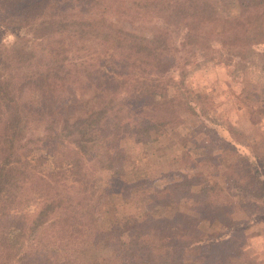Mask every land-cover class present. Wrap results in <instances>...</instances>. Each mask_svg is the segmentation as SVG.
Returning <instances> with one entry per match:
<instances>
[{
    "label": "rangeland",
    "instance_id": "374dc122",
    "mask_svg": "<svg viewBox=\"0 0 264 264\" xmlns=\"http://www.w3.org/2000/svg\"><path fill=\"white\" fill-rule=\"evenodd\" d=\"M127 1L118 0L123 9L116 3L96 9L98 19L126 28L143 49L128 54L129 61L139 59L128 68L129 81L96 106L108 119L94 132L95 151H108L103 161L114 168L94 169L69 137L59 141L66 147L58 143L53 153L69 154L73 165L63 172L47 162L49 176L21 184L16 212L0 225V264L31 245L39 253L48 242L55 247L62 231L67 251L44 264H120L135 245L142 264H264V208L235 189L236 181L264 186V164L253 156L264 155V0H213L220 5L216 27L195 43L183 42L182 25L168 24L145 7L129 16ZM13 44L34 51L30 74L62 62L32 35L1 24L0 46ZM92 44L94 56L69 52L64 61L70 74L86 80L81 71L97 52L110 51L98 39ZM150 47H160L162 66L145 65ZM45 127V119H22L23 133L33 140L45 136ZM43 153L39 159H46ZM246 163L259 167L248 180ZM83 168L90 170L88 180L75 186L62 181L83 175ZM69 220L78 227L73 234Z\"/></svg>",
    "mask_w": 264,
    "mask_h": 264
},
{
    "label": "trees",
    "instance_id": "16d2710c",
    "mask_svg": "<svg viewBox=\"0 0 264 264\" xmlns=\"http://www.w3.org/2000/svg\"><path fill=\"white\" fill-rule=\"evenodd\" d=\"M114 3L116 8L123 9V2L118 4V0H0V25L15 27L32 35L48 48L50 55L59 56L62 61H56L54 65L49 66L46 64L30 74L27 65L32 64L34 51L28 52L27 48L18 47L16 44L9 45L5 49L0 46V225L5 224L12 211L16 212L15 198L21 184L33 177L43 180L44 175L49 176L50 171L46 169L47 162L49 169L54 168L63 172L72 167L73 161L69 159L71 158L69 154L53 153L54 149L66 147L59 142H64L66 137L70 138L68 140L73 144L77 154L92 161V168L102 170L114 168L113 164L103 161V158L109 154L108 151H95L97 137L94 132L101 131L108 119L105 111L102 108L96 109V106L129 81L128 68L138 58L129 61L128 54L141 53L143 50L136 40L129 38L127 33L129 31L126 28L113 29L112 23L108 24L104 19H98L96 16L98 6H101L103 11ZM127 4L129 16L145 7L146 12L156 14L157 18L163 19L168 24L182 25L185 28L184 43H195V40L198 42L200 36L207 34V28L216 27L214 19L219 17L216 14L220 10L218 2L213 0L180 3H171L168 0H128ZM86 13L92 15L83 16ZM241 20L242 24H246L244 18ZM231 21L232 27L236 29L240 19L235 18ZM237 35L235 31L233 36ZM97 39L104 45V49L108 48L110 51L105 53L102 51L101 54H99L101 51L97 52V57H94L95 62L90 63V67H85V71H81L86 75V80L83 76L75 75L74 72L70 74V71L65 69L66 61H64L69 52L76 50L94 56L96 49L92 43ZM159 41L163 43L162 40ZM159 49L160 47L148 49L151 53L146 55V66L161 65V51H156ZM169 62L170 60L168 64ZM74 64L77 65L78 62ZM91 69H95V72H91ZM28 114L45 119L44 137L33 140L23 133L22 119ZM47 142L48 145H45ZM58 143L61 146L56 145ZM42 153L46 155V159L38 158ZM253 156L261 165L264 164L263 154L255 152ZM97 161L104 164H99ZM83 170V175L79 173L78 177L74 175L66 180L61 179L75 186L78 181L88 180L91 175L89 169L83 168ZM258 172L259 167L255 163H246L243 177L248 180L249 176ZM263 187L260 185L259 189H255L246 182L237 181L235 185L241 197L247 198L249 195L255 200L254 203H259L262 208H264L262 204L264 196L261 194L264 193ZM259 198L262 200L258 201ZM257 210L263 212L259 207ZM68 223L67 228L71 229L72 234L75 233V229L78 228L76 223L70 220ZM233 224L235 223H228L227 226L231 227ZM62 232L63 235L66 234L65 231ZM63 235L59 236L60 241L52 242L55 247H51V243L48 242L50 245L43 244L39 253L38 250L33 252L32 250L37 247L31 245L30 249L23 250L18 257L11 259L9 264H44L49 258L59 256V252L67 251V241H61L65 237ZM128 249L123 253L124 260L120 264H142L136 245L133 251L131 247ZM36 253L38 256L34 257V260L30 258ZM165 256L167 262L169 255ZM162 257L163 255H160L159 259L162 260Z\"/></svg>",
    "mask_w": 264,
    "mask_h": 264
}]
</instances>
